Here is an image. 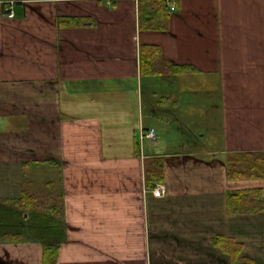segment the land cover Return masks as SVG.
Instances as JSON below:
<instances>
[{
	"label": "crops",
	"instance_id": "crops-1",
	"mask_svg": "<svg viewBox=\"0 0 264 264\" xmlns=\"http://www.w3.org/2000/svg\"><path fill=\"white\" fill-rule=\"evenodd\" d=\"M138 2L14 0L12 17L0 2V220L28 225L13 200L36 196L61 238L56 264H230L215 235L264 264V210L231 216L226 203L233 189L264 197V177L229 179L223 162L264 152V0H167L165 30L139 27ZM142 44L160 47V68L196 71L143 75ZM194 118L207 143L167 149L166 125ZM42 250L28 231L0 234V264H42Z\"/></svg>",
	"mask_w": 264,
	"mask_h": 264
},
{
	"label": "trees",
	"instance_id": "trees-1",
	"mask_svg": "<svg viewBox=\"0 0 264 264\" xmlns=\"http://www.w3.org/2000/svg\"><path fill=\"white\" fill-rule=\"evenodd\" d=\"M139 27L142 29L165 30L168 27L169 6L167 0H139ZM79 19L82 23V19ZM140 70L143 75H157L162 70L172 74H183L196 71L192 65L171 64L163 69L160 68L161 49L155 44H142L140 46ZM226 177L235 179L262 178L264 177V152L242 151L236 152L231 157L224 159ZM162 159H150L145 167V179L148 186H154L156 182L163 179ZM28 199V202H24ZM19 203L15 214L22 217L28 213V225H22L11 218L0 220V234L5 238L15 239L18 234L28 231V236L36 239L42 245V264H56L57 253L61 238L56 235V223L45 222L42 216L41 203L39 199L27 191H23L18 199L13 200ZM59 202L54 204V211L57 212ZM228 214H252L264 210L263 189L245 188L233 189L226 194ZM9 214H14L10 213ZM8 214V215H9ZM47 218V217H46ZM216 248L220 255H223L230 264H260L242 255V244L235 238L227 235H215L209 242Z\"/></svg>",
	"mask_w": 264,
	"mask_h": 264
},
{
	"label": "rangeland",
	"instance_id": "rangeland-1",
	"mask_svg": "<svg viewBox=\"0 0 264 264\" xmlns=\"http://www.w3.org/2000/svg\"><path fill=\"white\" fill-rule=\"evenodd\" d=\"M192 85L194 88V95H196V98L200 97V79L199 76H194V79L192 80ZM196 91V92H195ZM171 115V114H166ZM152 120H146V125H153ZM192 125V124H191ZM188 126H181L180 124L174 125V124H168L165 127V134H163V140L164 144L166 145L167 149H192V148H200L204 146L207 143V130L205 129L206 123L204 121H201L200 119L194 118V124ZM156 127V125H153ZM202 126V127H200ZM216 125L212 123L210 125L209 132L211 135H214L217 133V128H215ZM157 128V127H156ZM149 138V139H155ZM213 139L215 137L210 136ZM213 143V142H212ZM42 186V185H41ZM37 190H41L40 187H38Z\"/></svg>",
	"mask_w": 264,
	"mask_h": 264
},
{
	"label": "built area",
	"instance_id": "built-area-1",
	"mask_svg": "<svg viewBox=\"0 0 264 264\" xmlns=\"http://www.w3.org/2000/svg\"><path fill=\"white\" fill-rule=\"evenodd\" d=\"M0 2H3V4H4V9H5L6 15L8 17H12L13 14H14L13 13V9H12L14 0H0ZM170 8L174 9V4L173 3L171 4ZM153 130L154 129L151 128V129L147 130L146 132H142L141 133V137L154 138L155 131H153ZM151 192L157 197L162 196L164 194V186H163V184L156 183L154 185V187L151 189Z\"/></svg>",
	"mask_w": 264,
	"mask_h": 264
}]
</instances>
